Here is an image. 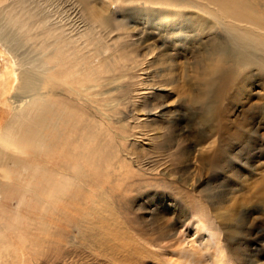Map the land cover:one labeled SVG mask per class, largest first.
I'll use <instances>...</instances> for the list:
<instances>
[{
	"label": "rangeland",
	"instance_id": "obj_1",
	"mask_svg": "<svg viewBox=\"0 0 264 264\" xmlns=\"http://www.w3.org/2000/svg\"><path fill=\"white\" fill-rule=\"evenodd\" d=\"M229 1L264 18V0ZM226 2L0 0L24 50L52 68L27 93L38 102L16 131L20 152L7 149L0 161V264H184L197 220L220 229L230 264H264V49L254 50V68L237 60L228 18L216 19ZM155 3L206 20L159 33L161 15H139ZM212 48L219 57L210 67L201 60ZM0 51L1 127L24 63L2 43ZM251 72L253 113L239 101L222 106L228 122L249 123L257 140L215 172V138L194 148L210 132L197 133L200 115L229 78ZM204 88V100L188 99ZM79 165L80 173L70 168Z\"/></svg>",
	"mask_w": 264,
	"mask_h": 264
},
{
	"label": "bare ground",
	"instance_id": "obj_2",
	"mask_svg": "<svg viewBox=\"0 0 264 264\" xmlns=\"http://www.w3.org/2000/svg\"><path fill=\"white\" fill-rule=\"evenodd\" d=\"M157 4L161 3H155V5H152L150 8H141L139 10L141 11L139 15H141L143 21H146V18H148L149 21H152V14L156 16L161 15L159 17L160 24L153 23V26H156L155 29L159 33L167 28L186 26L190 23V21H192V19H198L197 22L206 20L204 16L196 17V14L194 13L173 11L175 10L173 5H169L172 9L166 10L167 8L161 9V6ZM162 4V6L168 5L167 3ZM174 5L178 6L176 4ZM242 7L244 6L227 0L226 4H224L222 7L221 14L216 19H220L219 22H221V20H223L222 18H228V22L224 23V25L230 30L233 41L238 43L239 47H237L235 50V57L238 58L237 60H239L241 57V61L244 62L246 66L249 68H254V65L258 64V59L261 58L254 52V50L259 48V50L262 51V49H264V40H260V35H264V18L257 13ZM5 20L6 19H4L0 11V43L8 48V50L13 55L18 57L20 62L22 61L24 63V66L19 70V84L16 87V91L8 98L10 117L0 127V161L5 154L7 155V149H15V142L17 141L16 131L18 128H22L24 126V123L27 121L28 117L32 114V106L38 102L36 101L29 103L30 96H28L27 93H30V91L35 88V84L39 79L40 72L46 73L47 71L52 70L50 64L42 57V53L34 55L31 50H28L27 48L24 50L25 45H23V42L20 40L19 32L11 30L12 28L5 22ZM105 22H107V20H105ZM196 27H198V25ZM212 49V51H210V49L206 50L204 57L201 60L203 63L210 65V67H213V64L219 57L216 48ZM203 70L205 69L202 67V73H200L201 76L204 75ZM252 74L253 72L247 73L246 76H243L244 78L241 80L229 78L222 88L216 92L217 95L215 98L217 102L212 103V105H214L213 108L205 110L204 113H201L200 115L203 128L197 131V133H204L205 129L210 132L208 134L205 133L204 135H201V137L198 138V141L195 142L194 148L200 145L202 146L204 143L206 144L215 138L212 145H218V147L212 152L213 157H211L208 163L210 164V168L215 172L220 169L225 170L226 167L229 166L230 161L237 158V156L240 154L238 150L239 147L242 150L251 148L252 142L254 139H256V133L249 123L228 122L224 108L222 106L226 102L227 104H233L234 102L239 101L238 103L239 105H242L243 109H245L244 112H246V115H251V113H253L252 110L254 107H252V104L249 105L248 102L250 92L249 88L251 85L250 79ZM88 89L90 90L91 88L87 87L84 91L87 92ZM206 92L207 88L202 90L199 89V93L196 91L193 93L191 92L188 95V99L190 98V101L194 103L202 101L206 97ZM237 96H239L240 99H238ZM243 96L245 98L242 101L241 98ZM13 108L14 112L11 113L10 110ZM46 112L49 111L43 107L40 117L42 122L49 121V118L43 115ZM71 116L74 117L73 114ZM62 119L63 118L61 115H59L58 121L60 122ZM70 122L71 121L68 120L66 123L69 125ZM75 126H78V124L75 123ZM53 127L57 131L59 139H61L64 135V128H61L58 122ZM34 141L36 142L37 139H34ZM30 143L32 144V141H29V145ZM78 143L82 144L81 142ZM29 145L26 144L25 147H28ZM40 146L42 147V151H45L46 148H49L45 141H43L42 144L40 143ZM70 168L74 169L76 173L81 172L80 165L71 166ZM41 170L46 171L47 169L38 167L37 174H42ZM73 180L74 179H72V182L70 183L68 181H62L63 183H60L59 185L56 183H53V185L60 187L66 184L73 185ZM221 195L222 193L217 194L216 196V193H214L211 199L215 200ZM17 214L20 215V209ZM20 223L21 221H19V224ZM191 226L193 232L191 234L192 237L187 244L188 256L185 257L186 262L184 264H230L226 255V251L219 239V235L221 234L219 232V228L217 229L215 227H211L208 232L206 231L205 223L200 222L199 220L192 223ZM2 233L4 234V232ZM200 248L205 250V254L203 256L199 251Z\"/></svg>",
	"mask_w": 264,
	"mask_h": 264
}]
</instances>
